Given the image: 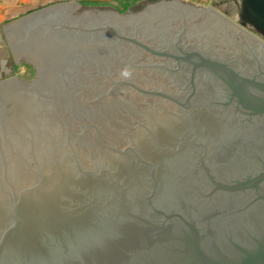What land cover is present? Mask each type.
I'll return each instance as SVG.
<instances>
[{
	"label": "water",
	"instance_id": "95a60500",
	"mask_svg": "<svg viewBox=\"0 0 264 264\" xmlns=\"http://www.w3.org/2000/svg\"><path fill=\"white\" fill-rule=\"evenodd\" d=\"M1 29L34 72L0 82V264H264L260 41L181 0Z\"/></svg>",
	"mask_w": 264,
	"mask_h": 264
},
{
	"label": "rangeland",
	"instance_id": "374dc122",
	"mask_svg": "<svg viewBox=\"0 0 264 264\" xmlns=\"http://www.w3.org/2000/svg\"><path fill=\"white\" fill-rule=\"evenodd\" d=\"M154 0H111L107 3H95L86 7H108L120 15L126 13L128 10L141 9L143 5ZM184 2H190L199 6H207L217 15L224 17L235 27L237 26L242 31L246 32L249 36H252L257 41H260L264 45V38L255 31L254 27L250 25L245 16L244 5L241 0H181ZM264 50V48H263ZM9 54L6 52L0 53L1 58H7ZM2 59V60H3ZM13 63V61L11 62ZM33 67L26 63L19 62L15 66H7L0 69V82L8 78H14L15 80L29 81L33 79Z\"/></svg>",
	"mask_w": 264,
	"mask_h": 264
},
{
	"label": "crops",
	"instance_id": "0c3cea01",
	"mask_svg": "<svg viewBox=\"0 0 264 264\" xmlns=\"http://www.w3.org/2000/svg\"><path fill=\"white\" fill-rule=\"evenodd\" d=\"M110 1L111 0H0V53L6 52L9 54L8 57L4 59L0 56V69L16 65L11 63L13 59L9 52L6 39H4L1 29L2 25L9 24L10 21L31 15L33 12L46 9L48 6L52 5L72 2L78 6H91L90 4L98 2L107 3Z\"/></svg>",
	"mask_w": 264,
	"mask_h": 264
},
{
	"label": "built area",
	"instance_id": "2783aa9c",
	"mask_svg": "<svg viewBox=\"0 0 264 264\" xmlns=\"http://www.w3.org/2000/svg\"><path fill=\"white\" fill-rule=\"evenodd\" d=\"M264 46V45H263ZM264 48V47H263Z\"/></svg>",
	"mask_w": 264,
	"mask_h": 264
}]
</instances>
